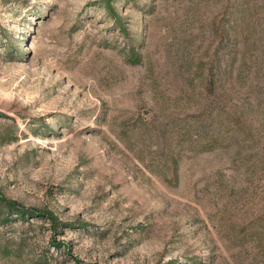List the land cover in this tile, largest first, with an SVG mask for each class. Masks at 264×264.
I'll return each instance as SVG.
<instances>
[{
	"label": "rangeland",
	"instance_id": "rangeland-1",
	"mask_svg": "<svg viewBox=\"0 0 264 264\" xmlns=\"http://www.w3.org/2000/svg\"><path fill=\"white\" fill-rule=\"evenodd\" d=\"M0 194V264H264V0H0Z\"/></svg>",
	"mask_w": 264,
	"mask_h": 264
},
{
	"label": "trees",
	"instance_id": "trees-1",
	"mask_svg": "<svg viewBox=\"0 0 264 264\" xmlns=\"http://www.w3.org/2000/svg\"><path fill=\"white\" fill-rule=\"evenodd\" d=\"M211 32H212V37H218L220 38V36L223 33V28L222 26L219 25L218 20H214V18L211 20ZM128 57V56H126ZM134 54L133 56L129 57V59L131 60H135ZM202 61V60H201ZM215 80H216V69H215V61H211V59H209V62L205 65V75H204V79H203V89L206 93H210L212 92L214 86H215ZM235 119V118H234ZM239 120L237 118L236 123H238ZM205 143H208L210 141L215 142L216 141V137L211 138L210 141L205 140ZM200 147L203 149H207L210 146L209 145H204V144H200ZM176 177V172L175 169H172V178ZM0 201L4 204V206L6 207L7 211H13L14 213H16L17 215H23L25 213H36L42 216H46L49 217L52 222L53 225H56V223L58 222V220L54 219V217L52 216V214L46 210H37L35 208H31V207H25L23 206L20 202H18L17 200L13 199V198H9L6 197L2 194H0Z\"/></svg>",
	"mask_w": 264,
	"mask_h": 264
}]
</instances>
